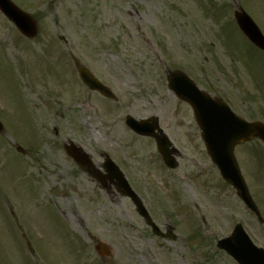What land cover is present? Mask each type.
<instances>
[{
    "label": "rangeland",
    "instance_id": "1",
    "mask_svg": "<svg viewBox=\"0 0 264 264\" xmlns=\"http://www.w3.org/2000/svg\"><path fill=\"white\" fill-rule=\"evenodd\" d=\"M11 2L36 19L38 36L24 39L0 15V122L8 136L0 135V264H236L215 248L236 223L264 248V224L220 180L190 108L166 89V71L180 69L237 116L264 120V54L245 48L231 0ZM237 3L264 32V0ZM73 59L111 87L113 108L82 96ZM126 115L158 117L180 153L175 171L166 172L151 140L125 127ZM69 141L96 169L108 155L177 240L150 236L107 179L78 169L62 149ZM234 152L264 220V147L253 140ZM78 239L87 260L76 261ZM97 242L110 258L98 259Z\"/></svg>",
    "mask_w": 264,
    "mask_h": 264
},
{
    "label": "water",
    "instance_id": "2",
    "mask_svg": "<svg viewBox=\"0 0 264 264\" xmlns=\"http://www.w3.org/2000/svg\"><path fill=\"white\" fill-rule=\"evenodd\" d=\"M0 8L3 13L18 27V29L27 37H33L36 34L35 23L27 15L17 13V11L11 7L7 0H0ZM239 27L246 34V36L256 46L264 49V40L260 36L258 30L249 22L250 20L244 16H237ZM176 80L180 79L175 77ZM183 80L184 77L182 78ZM188 88L195 93L194 86L186 80ZM175 87V85H174ZM179 96V93L176 91ZM181 96V95H180ZM186 99L191 100L194 108L197 112V121L200 129L203 131V138L207 142V148L212 155V160L216 163L222 176L231 183L238 191L241 199L252 210L254 206L247 193L246 187L239 175L236 163L232 156V147L235 143L252 138V136H260L264 142V128H261L257 124H247L244 121L234 117L232 112L224 105H214L208 101L207 98L193 97V95L185 96ZM193 99V100H192ZM233 122H240L243 125L248 126L252 131L250 134L242 137H236L229 135L228 129ZM131 127L140 134H150V130L146 129L143 123L136 124L129 122ZM160 145V143H158ZM105 168L107 172L118 181V185L121 186L123 191L130 196L135 204L138 206V210L141 214L146 215V212L140 201L131 192L124 178L115 166L110 161H106ZM249 240L243 233L241 227H237L231 238L226 241L220 242L219 246L224 248L239 264H264V251L256 249L251 245Z\"/></svg>",
    "mask_w": 264,
    "mask_h": 264
},
{
    "label": "snow or ice",
    "instance_id": "3",
    "mask_svg": "<svg viewBox=\"0 0 264 264\" xmlns=\"http://www.w3.org/2000/svg\"><path fill=\"white\" fill-rule=\"evenodd\" d=\"M251 131L252 130L248 128V126L243 125L240 122H233L228 129L229 135L236 136V137L246 136L250 134Z\"/></svg>",
    "mask_w": 264,
    "mask_h": 264
}]
</instances>
